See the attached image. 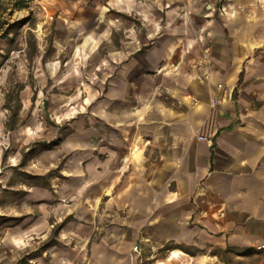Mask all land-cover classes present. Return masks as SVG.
Returning <instances> with one entry per match:
<instances>
[{
  "label": "crops",
  "instance_id": "0c3cea01",
  "mask_svg": "<svg viewBox=\"0 0 264 264\" xmlns=\"http://www.w3.org/2000/svg\"><path fill=\"white\" fill-rule=\"evenodd\" d=\"M67 1L60 17L87 24L88 48L105 50V79L107 64L114 68L99 101L100 197L115 193L108 180L139 166L147 190L136 189L142 198L131 203V225L167 227L154 236L158 247L175 239L168 228L186 227V212L214 206L235 230L233 242L263 241L264 0ZM206 50L208 62L199 66ZM80 156L90 159L88 150ZM159 195L170 197L169 212L155 218ZM131 239H76L77 256L87 248L94 264L153 256L133 252L152 238Z\"/></svg>",
  "mask_w": 264,
  "mask_h": 264
},
{
  "label": "rangeland",
  "instance_id": "374dc122",
  "mask_svg": "<svg viewBox=\"0 0 264 264\" xmlns=\"http://www.w3.org/2000/svg\"><path fill=\"white\" fill-rule=\"evenodd\" d=\"M60 1L19 10L0 0V264H94L88 248L78 258L76 239L115 235L152 238L141 245L153 256L137 264H264V240L233 242L235 230L215 206L186 212V227L168 228L175 239L158 247L154 236L167 227L131 225V205L142 198L136 189L147 190L139 166L108 180L115 193L100 197L99 101L114 68L107 64L105 79V50L88 48L87 24L60 17L69 9ZM154 198L161 218L170 197Z\"/></svg>",
  "mask_w": 264,
  "mask_h": 264
},
{
  "label": "built area",
  "instance_id": "2783aa9c",
  "mask_svg": "<svg viewBox=\"0 0 264 264\" xmlns=\"http://www.w3.org/2000/svg\"><path fill=\"white\" fill-rule=\"evenodd\" d=\"M222 13H223V14L226 13L224 9H222ZM208 55H209V51L206 50V51H205V57H204V59H202V60H200V61L198 62V65H199V66H202L203 64H205V63L208 62ZM215 104H218V101H215ZM199 139H200L201 141H208V139H207L205 136H201ZM141 244H142V242H140L139 244H136V245L134 246V248H133V252H134L135 254H139V255H140V253H141V251H142V245H141Z\"/></svg>",
  "mask_w": 264,
  "mask_h": 264
},
{
  "label": "trees",
  "instance_id": "16d2710c",
  "mask_svg": "<svg viewBox=\"0 0 264 264\" xmlns=\"http://www.w3.org/2000/svg\"><path fill=\"white\" fill-rule=\"evenodd\" d=\"M33 0H14L13 6L15 9L23 10V9H28L30 3ZM17 27H21L22 23H17L15 24ZM55 246V244H49V247Z\"/></svg>",
  "mask_w": 264,
  "mask_h": 264
},
{
  "label": "bare ground",
  "instance_id": "6f19581e",
  "mask_svg": "<svg viewBox=\"0 0 264 264\" xmlns=\"http://www.w3.org/2000/svg\"><path fill=\"white\" fill-rule=\"evenodd\" d=\"M106 11V9H104Z\"/></svg>",
  "mask_w": 264,
  "mask_h": 264
}]
</instances>
